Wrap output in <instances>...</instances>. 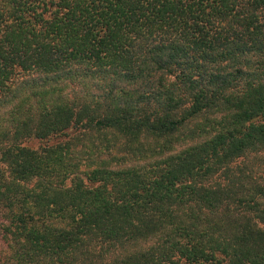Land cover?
I'll list each match as a JSON object with an SVG mask.
<instances>
[{
  "label": "trees",
  "instance_id": "16d2710c",
  "mask_svg": "<svg viewBox=\"0 0 264 264\" xmlns=\"http://www.w3.org/2000/svg\"><path fill=\"white\" fill-rule=\"evenodd\" d=\"M0 233V264H264V0H0Z\"/></svg>",
  "mask_w": 264,
  "mask_h": 264
},
{
  "label": "rangeland",
  "instance_id": "374dc122",
  "mask_svg": "<svg viewBox=\"0 0 264 264\" xmlns=\"http://www.w3.org/2000/svg\"><path fill=\"white\" fill-rule=\"evenodd\" d=\"M39 143L40 142L38 140H35L33 142H28L27 144L34 146V147H37L39 145ZM3 249H4V243H3L2 236L0 233V253L2 252Z\"/></svg>",
  "mask_w": 264,
  "mask_h": 264
}]
</instances>
